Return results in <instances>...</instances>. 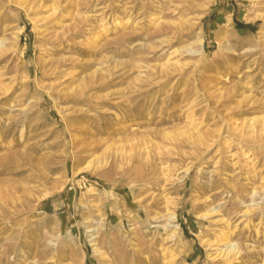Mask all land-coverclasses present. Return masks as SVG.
I'll return each instance as SVG.
<instances>
[{"label": "rangeland", "instance_id": "374dc122", "mask_svg": "<svg viewBox=\"0 0 264 264\" xmlns=\"http://www.w3.org/2000/svg\"><path fill=\"white\" fill-rule=\"evenodd\" d=\"M0 264H264V0H0Z\"/></svg>", "mask_w": 264, "mask_h": 264}, {"label": "bare ground", "instance_id": "6f19581e", "mask_svg": "<svg viewBox=\"0 0 264 264\" xmlns=\"http://www.w3.org/2000/svg\"><path fill=\"white\" fill-rule=\"evenodd\" d=\"M206 215H204L203 217L205 218ZM226 251L227 254L231 253V252H237V248L235 246V244H230L229 242L226 243ZM226 254V256H227Z\"/></svg>", "mask_w": 264, "mask_h": 264}]
</instances>
